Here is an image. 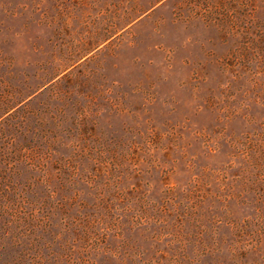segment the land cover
<instances>
[{"label":"rangeland","instance_id":"374dc122","mask_svg":"<svg viewBox=\"0 0 264 264\" xmlns=\"http://www.w3.org/2000/svg\"><path fill=\"white\" fill-rule=\"evenodd\" d=\"M0 264H264V0H0Z\"/></svg>","mask_w":264,"mask_h":264}]
</instances>
